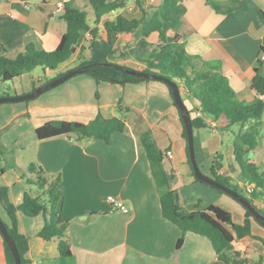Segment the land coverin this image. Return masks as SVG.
I'll return each instance as SVG.
<instances>
[{"label":"crops","instance_id":"0c3cea01","mask_svg":"<svg viewBox=\"0 0 264 264\" xmlns=\"http://www.w3.org/2000/svg\"><path fill=\"white\" fill-rule=\"evenodd\" d=\"M62 1L63 10L57 11L55 2L41 4L36 0H0V49L11 57L30 44L37 50L53 51L66 31L62 19L65 6L85 11L88 26L97 30L95 40L90 33L84 34L75 55L56 70H44L43 74L35 75L28 73L32 79L22 80L24 85L21 90L13 83L14 79V96L32 92L65 68L71 70L91 58L104 57L109 48L103 29L106 21L117 16L129 21L139 20L142 11L149 12L162 3V0H126L123 9L110 12L94 25L87 0ZM215 1L220 3L221 12H215L205 0H182L184 13L175 32L188 55L200 57L206 63L218 64L236 99L250 105L259 98L250 87L255 70L259 69L264 75V66L258 60L260 50L264 48V20L259 16V12L264 13V0ZM130 38L136 40L135 34L110 35V48L114 52L112 61L142 71L144 65L132 56L127 55L124 59L119 56L133 49ZM146 42L154 45L157 34H151ZM187 101H190L192 110L186 106ZM183 103L191 112V117L200 114L195 100H184ZM117 105L132 110L134 114L127 116L125 131L113 134L109 144L101 141L76 142L67 137L44 141L35 137L36 141L32 144L34 154L31 164L40 166L46 175L60 177L62 201L59 213L61 219L68 222L70 264H224L219 261L209 240L196 234L186 233L177 249L181 232L161 215L159 193L138 138L139 131L145 128L150 131L163 156L171 152L170 157H164L162 166L170 177V188L176 193L182 212L203 211L214 205L231 213L232 205H235L220 194L198 188L190 175L187 141L182 136L183 128L165 85L155 81L124 86L96 84L88 76L77 75L34 101L0 106L3 107L0 108V130L9 127L6 134H10L18 129L17 138L28 130L34 134L36 128L52 121L87 124L97 114L106 119L114 117ZM138 117L143 124H138ZM203 119L206 128L193 130L195 160L199 170L201 168L205 176L211 178L213 159L220 154L222 168L219 174L227 177L225 172L231 166L238 175L231 144L234 128L226 130L223 124L205 116ZM258 132V149L251 160L264 169V112ZM5 135L1 138V145L5 142ZM5 174L1 175L7 182L8 198L14 206H18L25 193L18 189L21 179L13 178L12 182H8V174ZM187 190L194 193L197 190L211 196V200H207L203 208L198 207L195 198L188 197ZM108 196L115 198L127 212L113 208L106 201ZM0 210L3 213L1 221L9 225L1 203ZM235 211L239 213L238 224H243L244 210L235 208ZM37 217L28 218L17 212V229L28 242L25 256L28 263L47 264L53 257L56 243L39 238L43 218ZM251 235L264 240V228L253 225ZM251 238L235 240L233 250L252 262L259 258L264 262V249L259 245H250ZM0 264H14L1 236Z\"/></svg>","mask_w":264,"mask_h":264},{"label":"trees","instance_id":"16d2710c","mask_svg":"<svg viewBox=\"0 0 264 264\" xmlns=\"http://www.w3.org/2000/svg\"><path fill=\"white\" fill-rule=\"evenodd\" d=\"M125 1L87 0L92 9L94 25L99 24L101 18L110 12L123 9ZM181 2L182 0H162L156 9L149 12L142 11V17L139 20L129 21L122 16H117L106 21L103 24V29L109 45L107 54L100 59L91 58L78 64L76 68L82 67L83 71L77 75L88 76L96 84L107 83L119 86L151 81L159 82L168 89L173 106L176 108L167 84L124 74L123 71L130 68L120 66L112 61L114 52L112 53L110 48L111 34H135V39L142 49L149 45L146 39L153 33L157 34V42L152 45V51L145 58L134 49L120 53V58L124 59L127 55L132 56L137 62L144 65L142 72L175 83L183 102L185 99L195 100L200 116H190L193 130L206 128L204 116L223 124V129L234 128L231 131V144L233 160L239 171V182L234 183L230 178L219 174L222 168L220 154H217L213 159L210 168L211 178L245 197L246 201L264 218V169L251 160L252 154L258 149V130L264 112V75H261L259 69H256L250 82L251 89L256 92L259 98L250 105L239 102L229 86L227 78L221 73L218 64L206 63L200 57L188 55L184 51L180 44V36L175 32L179 19L184 13ZM205 2L215 12H221L220 3L215 0H205ZM259 16L264 20L263 12H259ZM62 19L66 24V31L58 46L51 52L37 50L30 44L25 46L17 55L11 57L4 49H0L1 82H12L23 74L31 73L36 68H41L43 71L56 70L75 55L84 34L90 33L92 39H96L97 30L96 28L90 29L88 26L85 11L65 6ZM260 54H264V48L260 50ZM68 71L70 70L59 73L55 78ZM187 111L190 115L191 112ZM130 114H134L132 110L117 105L115 116L110 119L97 114L94 120L87 124L52 121L36 128L34 134L38 141L67 137L73 138L76 142L101 141L109 144L113 134L125 131L126 118ZM177 114L183 128L182 136L187 141L181 113L178 110ZM137 121L138 124H143L141 118L138 117ZM138 138L149 162L150 172L159 193L161 215L181 232L176 248H180L186 233H192L209 240L219 261L224 264H263L262 258L252 262L243 257L240 252L234 251L233 242L251 236L250 220L262 228H264V221L255 220L243 208L245 220L241 225L233 224L230 213L214 205L208 206L203 211L182 212L176 193L170 188V177L162 166L164 156L157 149L150 131L147 128L140 130ZM1 147L0 144V149ZM187 165L194 181L204 184L194 176L188 150ZM28 174L31 178H26L27 185L41 191V195L44 196L42 202L39 197H32L24 193L21 203L14 206L8 198L7 189L0 187V203L7 214L9 225L2 223L15 244L21 264H29L25 258L28 242L18 232L17 212L28 218L42 216L43 226L38 233L39 238L45 242L55 241L56 252L60 261L70 259L68 222L63 221L59 213L62 201V193L59 189L60 177L58 175H46L43 169L36 164L29 165ZM262 242L264 244V241ZM4 245L7 248L5 243Z\"/></svg>","mask_w":264,"mask_h":264},{"label":"rangeland","instance_id":"374dc122","mask_svg":"<svg viewBox=\"0 0 264 264\" xmlns=\"http://www.w3.org/2000/svg\"><path fill=\"white\" fill-rule=\"evenodd\" d=\"M136 41L137 40L130 38V44H132L131 46H133V49L136 52H138L139 55L141 54L145 58V56L152 51L153 46L147 45L145 47V49H142L139 46V44L137 43L138 41L137 42ZM148 43H149V41H148ZM68 69L69 68H65L62 70V72H65ZM32 73L34 75L35 74H43V70L41 68H36L34 71H32L29 74H32ZM56 75H58V74L54 73L52 78L56 77ZM28 78L31 80L32 75H28V73H27V74L21 76L20 78L15 79L13 83H16L18 85L17 87H19V89L21 90L22 85H24L22 80H24V82H25ZM50 79L48 78L45 81L48 82ZM13 83L10 81L4 83V82H1V80H0V95H1L0 97H11V98L12 97H18V96H14ZM27 94H29V93H27ZM27 94H24V95H27ZM43 94H45V92L40 94L39 96H41ZM19 96H22V95H19ZM39 96H37L36 98L31 99L29 101H25V102H21V103H26V102L28 103V102L34 101L35 99L39 98ZM13 104H20V102L19 103H13ZM0 106H10V104L6 103V104H2ZM186 106L188 108L190 107V110H192V106L190 104V101H187ZM0 108H3V107H0ZM8 130H9V127H6V128H3L2 130H0V142L2 141L1 138L3 137V135H5L6 133L9 132ZM18 131H19L18 129H17V132L14 129L13 131L10 132V134H6L4 136L5 142L2 143L3 145L0 149V154H1L0 155V164L2 167L0 169V179H1L0 187H6L5 184H7V182L5 181L6 179H4V177H2V175H1L2 170H4V173H6L5 175L8 174V176H7L8 182H12L13 178H15L16 180H19V178H20L21 179L20 182H22V183H19V185L21 184L20 185L21 187L18 185V189L24 190L25 193L31 195L32 197H33V195L39 197L41 199V202H42L44 196L41 195V191H39L38 189H36L33 186L27 185V183H26V178H31L28 174V167L31 163H33L32 159H33L34 151L32 150V144H34V141H36L35 136L33 133H31V131L28 130L24 134L17 136V138H16ZM228 168H229V170L225 172V175L227 176V178H230L235 183L239 182V174L237 175L236 171L231 166H229ZM200 172L202 174H204L201 171V168H200ZM207 175H209L208 172H207ZM197 186H199L198 188H203V189L208 190L209 192H212L214 194H220L221 196H224L227 200H229V202H231L232 204H235V205H232V208L234 210L232 209L231 213L229 211L228 212L231 214L232 223L235 225H240V224H238V222L240 221L239 215H238L239 213H237L235 211V208L236 209L240 208L241 210H243V209L237 202H235L231 197L220 193L218 190H216V189H214L208 185L197 183ZM187 193H188L189 198H191V199L195 198L194 200H196V202H197L196 204L198 205V207L201 206L203 208V204L205 202H207V200H209V199L211 200V196L203 195L200 192H198L197 190H195V193L191 190H187ZM235 206H237V207H235ZM228 207L229 206H227V208ZM2 218H3V213L0 210V219L2 220ZM37 218H40V217H37ZM253 225L260 228L258 224H256L254 221H251L250 222V229ZM254 234L257 235V231H254ZM250 237H252L249 240L250 245H252L254 247L259 245L261 248L264 249V244L262 242L264 240H262V239L259 240V238L254 237L253 235H251ZM70 262L71 261L69 259H67L65 261H60L58 259L57 252L55 250L53 257L51 258V260H49L47 262V264H70Z\"/></svg>","mask_w":264,"mask_h":264},{"label":"water","instance_id":"95a60500","mask_svg":"<svg viewBox=\"0 0 264 264\" xmlns=\"http://www.w3.org/2000/svg\"><path fill=\"white\" fill-rule=\"evenodd\" d=\"M82 71H83L82 67L72 69V70L68 71L67 73H65L64 75L49 81L48 83L44 84L43 86H40L39 88H36L35 90H33L31 93H29L27 95H22V96L12 97V98L11 97H0V105L6 104V103L13 104V103L25 102V101H29L31 99H34L37 96H39L40 94L61 85L62 83L66 82L67 80L71 79L73 76L79 74V72H82ZM123 72H124V74L130 75L133 77H138V78H143V79H148V80L161 81V82H164L165 84H167V86L171 90V94H172L174 104H175L177 110L181 113V120L183 122V126H184V129L186 132L189 161H190V165H191L192 171L194 173V176L198 180L203 182L204 184H206V185L224 193L225 195L231 197L232 199H234L236 202H238L242 206L243 209L248 211L253 216V218L255 220L264 221V218L261 217L260 214L253 208V206L246 201L245 197H243L242 195L233 191L232 189L219 184L214 179L207 177L200 172V170L197 166L196 160H195L193 129H192V125H191V118H190V115H189L183 101H182V98H181L180 93H179V89L176 86V84L169 81L168 79H165V78H162V77H159L156 75H152V74H147V73L142 72V71L125 69ZM0 235H1L4 243L6 244L8 250H9V252L13 258L14 264H21L20 257H19L17 250H16L15 244H14L13 240L11 239V237L9 236V234L7 233V230L4 227L1 219H0Z\"/></svg>","mask_w":264,"mask_h":264},{"label":"built area","instance_id":"2783aa9c","mask_svg":"<svg viewBox=\"0 0 264 264\" xmlns=\"http://www.w3.org/2000/svg\"><path fill=\"white\" fill-rule=\"evenodd\" d=\"M38 3H51V2H55V5H56V10L57 11H61L63 10V1L62 0H36ZM259 63L264 66V54H260L259 55ZM196 116H200V114H196ZM171 156V152H166L164 154V157H170ZM106 201L112 205L113 208H115L116 210H120L121 212H124L126 213L127 212V209L122 206L115 198H113L112 196H108L106 197Z\"/></svg>","mask_w":264,"mask_h":264}]
</instances>
